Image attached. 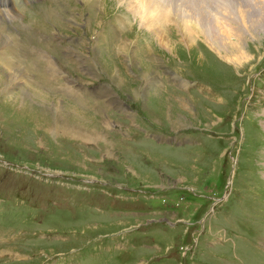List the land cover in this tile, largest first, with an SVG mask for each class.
<instances>
[{
    "label": "rangeland",
    "instance_id": "rangeland-1",
    "mask_svg": "<svg viewBox=\"0 0 264 264\" xmlns=\"http://www.w3.org/2000/svg\"><path fill=\"white\" fill-rule=\"evenodd\" d=\"M129 1L0 6V264H264V0Z\"/></svg>",
    "mask_w": 264,
    "mask_h": 264
},
{
    "label": "bare ground",
    "instance_id": "bare-ground-1",
    "mask_svg": "<svg viewBox=\"0 0 264 264\" xmlns=\"http://www.w3.org/2000/svg\"><path fill=\"white\" fill-rule=\"evenodd\" d=\"M145 1V2H144ZM152 0H149V2H147L146 0H130L129 1V8L130 10H132L134 12V14L138 15L139 18L141 19V21L145 24L148 25V28L150 29L151 25H154L155 24V21L157 22L159 19H164L165 17V13L162 11V6H161V3L160 5H155L158 1L160 2V0H153V2H151ZM162 1V0H161ZM164 1V0H163ZM237 0H226L225 3H230L228 4L229 5V8H233V10H235V12L241 7V1L238 0V2H236ZM248 1V0H247ZM256 1V0H255ZM158 2V3H159ZM169 3L171 4V2L169 1ZM257 3V2H255ZM198 5V4H197ZM226 5V4H225ZM255 8H254V7ZM251 6L250 4H247V5H244L245 9L244 11L242 10H239L242 14H240V18L241 19H245L247 17H252L253 20H252V24L250 25L249 27V31L248 32H251V31H260V33H264V21H262V14L264 13V10L261 9L259 11L256 12V10H258V7L259 5H253ZM180 7V6H179ZM243 7V6H242ZM187 8V7H186ZM197 8V7H196ZM261 8V7H260ZM242 9V8H241ZM179 11V9H177ZM177 10H175L174 12V15H172L174 18H175V21L177 20V22H180V28L181 30L183 31L184 30V34L185 36H191V33L189 32V28H188V20L187 18H185L184 16H179L180 15V12L177 13ZM182 10V9H181ZM219 9H216V12L219 14L221 11H218ZM5 13H6V10H4ZM3 11V12H4ZM10 11V9H9ZM7 11V13L9 12ZM184 11L187 12L188 14H190V9H185L184 8ZM225 11V10H224ZM11 12H14V11H10ZM215 12V13H216ZM252 12V13H251ZM198 13V12H197ZM216 13V14H217ZM237 13V12H236ZM11 14H14L15 13H11ZM10 14V15H11ZM199 14V13H198ZM9 16V14H7ZM171 16V17H172ZM203 16H206V15H203ZM221 16L224 18V14L223 12L221 13ZM172 17V18H173ZM184 17V18H183ZM207 17V16H206ZM162 19V21H163ZM172 21V20H171ZM175 21H173L175 23ZM207 21H210L207 19ZM177 25V23H175ZM197 28V27H196ZM207 31H211L210 28H207ZM6 37H4L3 34L0 33V43H10L9 40L5 39ZM257 39V38H256ZM163 41V40H162ZM207 41V40H206ZM209 42V41H207ZM209 44L211 46H214L213 44H211L209 42ZM233 46V45H232ZM1 48V47H0ZM11 48V47H10ZM214 49H217L216 46L213 47ZM220 50V49H219ZM243 55H245V53H243ZM242 55V56H243ZM237 58V57H236ZM233 60L235 59L232 58ZM238 62H240V60H238ZM11 66V65H10ZM9 66V67H10ZM20 70V69H18ZM19 76V75H18ZM12 79L11 76H9V79ZM14 85V84H13ZM34 94V93H33ZM32 96V95H31ZM39 101V100H38ZM57 102V101H56ZM59 102V101H58ZM38 106V105H37ZM43 107V106H42ZM29 108V107H28ZM36 110V109H35ZM74 110V109H73ZM31 111V110H30ZM34 111V109H33ZM37 111V110H36ZM70 112V111H69ZM75 112V111H74ZM32 114V112H30ZM67 113V112H66ZM76 113V112H75ZM71 114V113H70ZM80 114V113H79ZM50 115V114H48ZM52 115V114H51ZM62 115V114H61ZM64 115V114H63ZM65 116V115H64ZM57 118V117H56ZM37 119V118H36ZM42 119V118H41ZM57 121V120H56ZM58 122V121H57ZM79 123V122H78ZM85 124V123H84ZM84 127V126H83ZM88 128V127H87Z\"/></svg>",
    "mask_w": 264,
    "mask_h": 264
}]
</instances>
